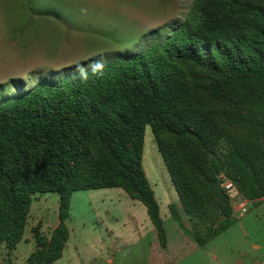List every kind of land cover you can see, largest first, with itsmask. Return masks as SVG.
<instances>
[{"label": "trees", "instance_id": "trees-1", "mask_svg": "<svg viewBox=\"0 0 264 264\" xmlns=\"http://www.w3.org/2000/svg\"><path fill=\"white\" fill-rule=\"evenodd\" d=\"M12 86L0 85V247L22 240L36 194L59 197L57 225L48 236L35 229L23 264L61 257L77 190L123 189L166 247L141 162L147 125L178 194L170 218L197 246L234 222L219 174L247 201L264 198V0H192L166 37L139 51Z\"/></svg>", "mask_w": 264, "mask_h": 264}, {"label": "rangeland", "instance_id": "rangeland-1", "mask_svg": "<svg viewBox=\"0 0 264 264\" xmlns=\"http://www.w3.org/2000/svg\"><path fill=\"white\" fill-rule=\"evenodd\" d=\"M191 3L192 0H0V85L12 93L17 89L12 84L18 80L28 87L42 77L80 72L99 60L139 51L149 40L166 37L182 21ZM141 162L158 202L169 245L156 246L155 234L148 232L152 224L145 206L123 189L77 190L71 194L65 220L69 237L62 261L264 264V198L247 201L236 192L230 198L233 209H237L231 226L205 245L195 244L193 248L185 228L167 218L168 205L179 203L178 194L149 125L144 131ZM218 176L221 183L223 174ZM243 201H247L245 212L240 208ZM58 208L56 193L36 194L22 240L11 251L0 247V264H23L35 247V229L48 236L58 222ZM182 221L190 228L183 217ZM139 234L143 235L140 240ZM177 236L181 239L177 240Z\"/></svg>", "mask_w": 264, "mask_h": 264}, {"label": "crops", "instance_id": "crops-1", "mask_svg": "<svg viewBox=\"0 0 264 264\" xmlns=\"http://www.w3.org/2000/svg\"><path fill=\"white\" fill-rule=\"evenodd\" d=\"M243 202H245V204L247 205V201H243ZM254 202H259V201H254ZM241 203H242V202H241ZM178 204H179V203H178ZM233 210H234V211H237V209H235V208H234ZM147 216H148V215H147ZM169 217H170V215L168 214V215H167V218H169ZM149 220H150V219H149ZM150 222H151V221H150ZM57 223H58V222H57ZM57 223H56V225H57ZM151 224H152V223H151ZM56 225H55V226H56ZM55 226H54V227H55ZM54 227H53V228H54ZM53 228H52V229H53ZM140 228H142V230L145 229L142 225H140ZM140 230H141V229H140ZM141 232L143 233V231H141ZM148 232H149V233L153 232V233L155 234V231H154V227H153V225H152L151 227H149ZM139 233H140V232H139ZM150 236H151V235H150ZM68 237H69V236H68ZM155 237H156V234H155ZM142 238H143V235L139 234V238H138V239L140 240V239H142ZM177 238H178L177 240H179V239H181V236H179V237L177 236ZM156 240H157V239H156ZM67 242H68V239H67ZM67 242H66V244H65V246H64V249H65V247H66V245H67ZM191 244L193 245V248L196 246L195 243L192 242V241H191ZM168 245H169V241H167V246H168ZM156 246H158V242H157V241H156ZM178 247H179V248L181 247V249H183V245H182V246L179 245ZM193 248H191V249H193ZM64 249H63V252H62L61 257H60L59 259H57L56 261H54L52 264H72V263H70V258H66V259H64V260L62 261L63 256H64L63 254H64V251H65ZM29 254H30V253H29ZM29 254H28V255H29ZM26 258H27V257H26ZM26 258H25V259H26ZM214 258L216 259V255H214Z\"/></svg>", "mask_w": 264, "mask_h": 264}, {"label": "built area", "instance_id": "built-area-1", "mask_svg": "<svg viewBox=\"0 0 264 264\" xmlns=\"http://www.w3.org/2000/svg\"><path fill=\"white\" fill-rule=\"evenodd\" d=\"M220 185L226 191V193L228 194L229 198H231L237 192V190H236L234 184L232 183V181H230L229 179H227L225 177H224V179H222ZM245 206H246L245 202H242L240 204V208H241L242 212L246 211Z\"/></svg>", "mask_w": 264, "mask_h": 264}]
</instances>
